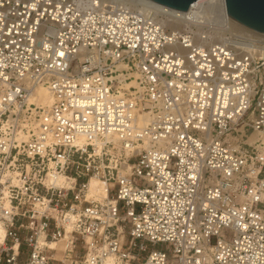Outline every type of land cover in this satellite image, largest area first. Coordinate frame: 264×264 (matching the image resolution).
Listing matches in <instances>:
<instances>
[{"label":"built area","instance_id":"1","mask_svg":"<svg viewBox=\"0 0 264 264\" xmlns=\"http://www.w3.org/2000/svg\"><path fill=\"white\" fill-rule=\"evenodd\" d=\"M0 264H264V34L0 0Z\"/></svg>","mask_w":264,"mask_h":264},{"label":"water","instance_id":"2","mask_svg":"<svg viewBox=\"0 0 264 264\" xmlns=\"http://www.w3.org/2000/svg\"><path fill=\"white\" fill-rule=\"evenodd\" d=\"M183 14L196 0H147ZM229 26L246 32L264 34V0H225Z\"/></svg>","mask_w":264,"mask_h":264},{"label":"bare ground","instance_id":"3","mask_svg":"<svg viewBox=\"0 0 264 264\" xmlns=\"http://www.w3.org/2000/svg\"><path fill=\"white\" fill-rule=\"evenodd\" d=\"M38 103L48 107L52 104L53 99L50 92L44 87H38L35 92L34 99Z\"/></svg>","mask_w":264,"mask_h":264},{"label":"rangeland","instance_id":"4","mask_svg":"<svg viewBox=\"0 0 264 264\" xmlns=\"http://www.w3.org/2000/svg\"><path fill=\"white\" fill-rule=\"evenodd\" d=\"M212 242H214V239L212 240Z\"/></svg>","mask_w":264,"mask_h":264}]
</instances>
